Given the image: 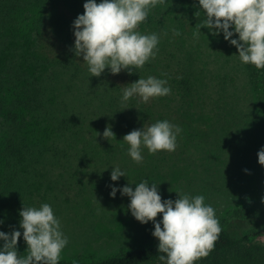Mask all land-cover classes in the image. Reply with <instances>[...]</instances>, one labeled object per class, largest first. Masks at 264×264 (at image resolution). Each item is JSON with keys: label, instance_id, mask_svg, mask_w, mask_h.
Wrapping results in <instances>:
<instances>
[{"label": "trees", "instance_id": "trees-1", "mask_svg": "<svg viewBox=\"0 0 264 264\" xmlns=\"http://www.w3.org/2000/svg\"><path fill=\"white\" fill-rule=\"evenodd\" d=\"M86 2L0 0V231L6 234L23 232L19 211L35 204L32 193L45 183L99 172V162L115 159L112 152L125 144L126 132L166 120L170 95L148 103L134 96L122 105L123 86L151 75L167 80L180 106L176 112L189 114L197 103V60L179 32V13L200 11L196 0H164L150 9L137 31L159 36L155 59L142 69L118 75L106 69L99 77H92L82 56L74 53L72 25ZM245 72L264 110V69L245 64ZM107 126L115 137H103ZM235 214L241 220L259 218L260 228L236 234L220 226L214 249L196 264H264V213ZM160 255L165 254L158 245H150L94 262L59 264H164Z\"/></svg>", "mask_w": 264, "mask_h": 264}, {"label": "rangeland", "instance_id": "rangeland-1", "mask_svg": "<svg viewBox=\"0 0 264 264\" xmlns=\"http://www.w3.org/2000/svg\"><path fill=\"white\" fill-rule=\"evenodd\" d=\"M196 12L179 13V32L194 53V72L200 81L197 103L189 114L176 112L180 106L169 96L166 120L182 129L176 150L149 154L145 148L143 162L137 164L127 154L128 145L119 144L112 152L115 159L99 162V172L55 177L39 193H32V207L50 204L69 241L59 262H94L158 245L153 223L142 225L128 211L130 199L119 192L115 199L110 197L112 184L123 187L129 182L135 189L134 184L148 180L159 185L165 200L177 199L176 192L203 195L205 203L216 210L220 226L236 234L260 228L259 218L241 220L235 212L264 213V166L257 156L264 147V110L257 105L236 47L223 34L214 37L207 28H200L205 16ZM115 165L126 171V177L112 182ZM161 219V215L156 218L157 222ZM17 250L27 256L22 235Z\"/></svg>", "mask_w": 264, "mask_h": 264}, {"label": "clouds", "instance_id": "clouds-1", "mask_svg": "<svg viewBox=\"0 0 264 264\" xmlns=\"http://www.w3.org/2000/svg\"><path fill=\"white\" fill-rule=\"evenodd\" d=\"M164 0H87L84 12L74 20L75 56L83 58L92 77L105 70L118 75L123 70L142 69L155 59L159 44L156 33L144 35L137 31L145 22L150 9ZM205 19L200 28L236 47L241 63L264 69V0H196ZM200 33V29H199ZM175 35H180L176 32ZM238 36V39H233ZM167 80L154 76L139 78L122 87L121 104L126 105L134 96L144 103L152 98L168 96L171 88ZM127 109V108H125ZM182 129L168 120L157 121L133 130L123 137L128 145L127 154L137 164L143 162V149L149 154L160 151L174 152ZM104 138L115 137L111 126L103 132ZM258 163L264 166V147L258 153ZM110 180L117 182L126 177V171L115 165ZM247 171V170H245ZM128 182L123 187L110 185V197L117 193L130 199L128 211L142 225L153 223L152 235L159 241V259L164 264H196L214 249L222 229L216 210L205 203L203 195L178 194V198L162 199L159 185L142 180L135 189ZM158 215L162 219L157 222ZM19 227L10 233L0 231V264H59L68 239L61 230V222L48 203L26 207L19 211ZM4 221L0 220V225ZM23 236L27 256L18 255L17 244Z\"/></svg>", "mask_w": 264, "mask_h": 264}]
</instances>
